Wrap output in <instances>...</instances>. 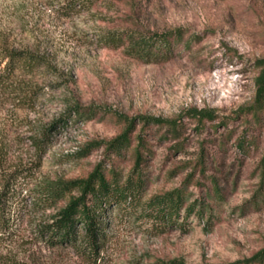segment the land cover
I'll list each match as a JSON object with an SVG mask.
<instances>
[{"label": "rangeland", "instance_id": "obj_1", "mask_svg": "<svg viewBox=\"0 0 264 264\" xmlns=\"http://www.w3.org/2000/svg\"><path fill=\"white\" fill-rule=\"evenodd\" d=\"M7 50L40 64L0 84L1 171L37 169L23 194L96 170L138 189L109 208L94 255L82 233L56 247L39 236L80 192L47 211L27 202L0 264H244L264 250V0H0ZM170 196L183 204L165 221Z\"/></svg>", "mask_w": 264, "mask_h": 264}, {"label": "trees", "instance_id": "obj_2", "mask_svg": "<svg viewBox=\"0 0 264 264\" xmlns=\"http://www.w3.org/2000/svg\"><path fill=\"white\" fill-rule=\"evenodd\" d=\"M165 38H158L159 42H163ZM156 39L149 43L143 41L138 44L141 48L140 57L144 56L146 49L150 51L156 47L158 42ZM0 84L8 85L18 72L26 71L32 74L40 64V60L29 52H17L7 50L0 52ZM5 65H2L5 62ZM7 87V86H6ZM31 100H29L30 102ZM77 116H80V109L73 110ZM195 116L201 121L214 120L215 116L208 111H196ZM146 126L165 125L169 122L155 119L143 118ZM174 125V124H173ZM135 125L131 124L130 128L110 145V151L114 154L121 153L124 149L131 145L132 132ZM144 140L141 142V148H144ZM41 149V145H39ZM5 153L0 148V247L1 244L14 237L13 220L10 212L14 210H25L27 202H30L35 209H47L57 205L61 201H65L73 192H80L78 197H72L66 206L58 211L53 218V223L44 225L39 231V236L47 246L56 247L63 245H75L78 243L80 233L83 235V242L92 252L91 255L98 254L100 243L105 236L103 229L106 225L103 223L109 208H121L123 205H132L134 197L137 193L135 183L120 186L117 182H111L104 172L96 170L87 178L48 182L40 187H36L34 193L23 194V186L27 185L34 177L35 171L32 167L16 168L14 171H1L4 168ZM144 154L141 149L137 152V166H141L144 161ZM183 204L181 196L179 198L167 197L160 200V213L166 221L172 219L178 214ZM173 264H181L174 262ZM233 264H242L236 262ZM244 264H264V250L257 253L251 260Z\"/></svg>", "mask_w": 264, "mask_h": 264}]
</instances>
